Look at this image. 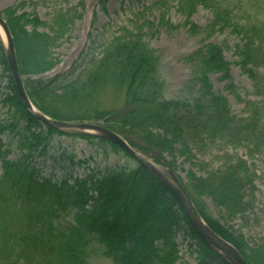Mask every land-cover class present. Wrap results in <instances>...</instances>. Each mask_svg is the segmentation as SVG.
<instances>
[{
	"label": "trees",
	"instance_id": "1",
	"mask_svg": "<svg viewBox=\"0 0 264 264\" xmlns=\"http://www.w3.org/2000/svg\"><path fill=\"white\" fill-rule=\"evenodd\" d=\"M175 2L187 20L198 7L211 12L212 22L204 31L208 39L231 26L241 37L237 65L243 74L257 81V70L264 60V2L156 0L153 6L163 9ZM5 13L20 74L34 77L55 69L59 61L52 60L48 52L63 37L66 15L58 13L47 24L26 13ZM163 24L169 25L165 14L161 16ZM186 25L191 26L188 22ZM199 30L193 26L190 29L193 34ZM143 32L142 28L124 29L104 45L89 69L60 89L59 78L49 82L27 80L25 89L32 104L58 121L105 120V128L123 137L131 147L162 158L164 150L174 151V146L189 158L190 143L202 141L220 140L233 148L261 146L264 108H252L248 103L249 115L237 118L232 116L228 100L214 92L211 74L230 79L231 65L219 46L205 45L189 59L197 62L193 82L200 87L198 96L190 101L166 100L160 57L145 43ZM0 52L5 71L9 72L1 41ZM105 89L124 95L122 109L109 111L101 107ZM0 104L11 112L8 118H0V264H92L100 251L112 264H176V234L183 221L199 243V264L219 261L194 233L177 201L138 163L130 169L110 168L101 175L86 161L81 164L88 167L84 178L44 177L35 167V159L46 152L54 136L63 134L33 119L14 86ZM132 132L141 134V143L130 137ZM89 139L105 143L107 157H130L113 143ZM226 160L223 170L207 178H192L186 190L217 235L230 242L248 264H264V247L251 249L240 242L233 231L213 217L205 202V198L211 199L230 217H244L250 210L247 187L250 185L253 191L254 185L248 165L239 158ZM169 165L175 170L173 163Z\"/></svg>",
	"mask_w": 264,
	"mask_h": 264
},
{
	"label": "rangeland",
	"instance_id": "2",
	"mask_svg": "<svg viewBox=\"0 0 264 264\" xmlns=\"http://www.w3.org/2000/svg\"><path fill=\"white\" fill-rule=\"evenodd\" d=\"M155 1L0 0V16L7 22L5 12L13 10L15 16L26 13L31 18L36 17L41 22L50 24L56 14L66 15L67 24L63 30V37L56 40L48 52L52 60L60 61V65L41 78L42 81L49 82L53 77H59L61 79L57 81L59 89L89 69L90 62L100 56L104 45L114 36L121 35L124 29L133 31L135 28H142L145 43L160 57V76L165 83L166 100L190 101L198 96L200 87L193 82L197 62L189 59L205 45L214 44L223 50L226 61L231 65L230 79L222 78L221 74H211L210 79L214 92L228 100L232 116L246 118L249 115L248 103H251L252 108H264V60L257 70L256 82L242 73L237 65L239 57L236 54L237 46L241 45V37L231 26L216 32L208 39L204 31L212 22L209 10L198 7L187 20L176 2L161 9L153 6ZM92 9H95L97 18L91 28ZM163 14L169 25H160ZM187 22L191 26L186 25ZM192 26L200 29L197 34L190 31ZM38 29L44 31L43 28ZM88 30L91 33L86 43L84 41ZM12 86L9 73L5 71V66L1 62L0 52V101L11 94ZM100 104L104 110L117 111L124 107V95L105 89L100 97ZM8 109L0 106L1 119L11 115ZM122 128L129 132L128 127ZM140 136L138 132L130 134V137L139 143ZM84 138L54 136L46 152L35 159V167L40 169L44 177L54 176L55 179L61 180L63 177L84 178L88 174L86 170L88 167L81 164L86 161L90 169H99L101 175L107 173L110 168L130 169L137 164L125 154L121 157L110 154L107 157L104 152L105 143ZM174 147V151L164 148V156L161 158L168 165L169 162L173 163L176 170L174 171L185 186L194 177L207 178L213 172L223 170L227 157L239 158L247 163L254 190L250 191V185L247 187L248 200L252 206L244 217L228 216L223 210L217 209L209 198H205V202L213 217L226 229L233 231L240 242H244L251 249L264 247V140L259 148L252 144L233 148L220 140L190 143L192 154L189 158L181 154L179 146ZM144 233L147 234L148 231ZM192 236L184 221L181 222V228L176 234L179 249V261L176 264L200 263L199 243ZM218 259L219 261L212 264H226L219 257ZM92 264H112V261L105 258L100 251L99 255L92 258Z\"/></svg>",
	"mask_w": 264,
	"mask_h": 264
},
{
	"label": "water",
	"instance_id": "3",
	"mask_svg": "<svg viewBox=\"0 0 264 264\" xmlns=\"http://www.w3.org/2000/svg\"><path fill=\"white\" fill-rule=\"evenodd\" d=\"M0 29L4 35L5 41L1 34L3 42L5 59L14 87L17 94L23 102L29 114L40 124L58 132L95 137L107 140L120 148L128 155L133 157L154 179L161 183L170 195L177 201L185 217L193 228L194 232L201 241L220 258L228 264H248L241 253L228 241L217 235L201 217L193 201L191 200L185 186L179 180L177 173L164 161L155 154H147L138 149L132 148L121 136L105 128L92 123H72L52 119L38 111L31 103L25 92L19 72L18 60L13 37L7 25V22L0 16ZM153 159H159L161 164L155 163Z\"/></svg>",
	"mask_w": 264,
	"mask_h": 264
},
{
	"label": "bare ground",
	"instance_id": "4",
	"mask_svg": "<svg viewBox=\"0 0 264 264\" xmlns=\"http://www.w3.org/2000/svg\"><path fill=\"white\" fill-rule=\"evenodd\" d=\"M0 34H1L2 38H3V40L5 41V38H4V35H3L2 31H1V29H0Z\"/></svg>",
	"mask_w": 264,
	"mask_h": 264
}]
</instances>
